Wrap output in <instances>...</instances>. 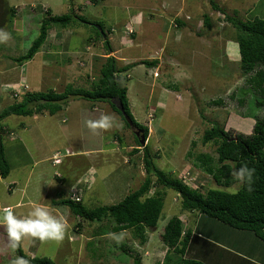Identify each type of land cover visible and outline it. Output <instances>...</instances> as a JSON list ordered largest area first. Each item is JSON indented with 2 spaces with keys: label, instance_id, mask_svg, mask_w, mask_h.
I'll use <instances>...</instances> for the list:
<instances>
[{
  "label": "rangeland",
  "instance_id": "374dc122",
  "mask_svg": "<svg viewBox=\"0 0 264 264\" xmlns=\"http://www.w3.org/2000/svg\"><path fill=\"white\" fill-rule=\"evenodd\" d=\"M178 1L188 3L185 9L190 19L204 23L200 28L195 25L194 32L200 39L204 38V46L192 38L182 40L183 28L176 22L182 18ZM213 1L231 17L243 21L255 17L264 19V0L256 3ZM162 2L0 0V29L9 33V39L0 42V113L20 102L26 91L59 94L69 86L91 90L101 78L106 58L114 56L120 67L134 65L122 73L121 83L128 87L135 119L149 128L146 144L156 166L203 193L210 189L234 193L240 188V182L231 188L218 186L211 175L196 165V156L208 154L216 162V145L202 143L204 132L214 122L235 134L250 135L253 130L254 123L246 116L248 104L251 112L254 110L253 98L249 100V95L243 106L238 103L241 90L247 87L240 62L227 63L228 57L220 49L205 48L211 46L206 40V37L210 39L211 31L218 48L217 36L236 40L235 29L222 12L214 10L211 0H166L169 7H162ZM47 10L53 16L70 14L75 19L68 28L53 27L33 60L24 65L17 63L14 59L25 55L39 36L41 22L48 17ZM148 14L154 16L147 18ZM205 15L211 20L207 22L208 26L211 24L210 32ZM137 16H145V23L141 19L143 23L138 26ZM79 17L94 27L79 22ZM98 23L106 33L111 31L107 37L111 54L104 40L96 36ZM201 46L202 49H196ZM152 60L159 62L156 67L144 64ZM22 86V94L15 98L16 90L20 91ZM213 100L223 104L213 105ZM67 103L61 113L53 116L44 112L33 117L10 116L0 122V138L11 166L10 175L0 178V264H11L16 257L9 247L3 224L4 211L10 209L24 218L37 205L47 207L53 215L63 216L67 228L64 239L59 242L24 239L23 249L32 258L47 257L56 264H136V261L163 264L168 248L161 234L169 220L177 215L185 231L191 229L203 234L204 238L197 239L196 243L211 252L208 264L229 262L228 251L232 252L233 243L228 239L239 232L205 216L200 223L198 215L182 211L181 199L172 191L166 195L157 228L147 231L149 241L144 245L133 230L124 231L125 238L119 244L108 234L99 236L97 233L102 227L111 228L107 221L89 223L76 217L70 208L55 205L72 194L81 196L84 205L91 209L116 205L139 189L148 176L143 159L146 145L140 153L132 155L138 147L135 136L138 137V132L142 136L139 129L127 128L108 103L86 102L74 96ZM93 106L98 109H91ZM259 115L263 112L259 111ZM104 116L113 118L111 127H89L90 121H100ZM57 159L60 161L56 162ZM152 180L150 196L163 189L155 185L156 176L152 175ZM248 242L258 243L253 236H248ZM122 244L127 246V252L116 248ZM253 256L255 261H264L261 251L253 252ZM254 262L244 264L257 263ZM236 264L241 261L236 260Z\"/></svg>",
  "mask_w": 264,
  "mask_h": 264
},
{
  "label": "trees",
  "instance_id": "16d2710c",
  "mask_svg": "<svg viewBox=\"0 0 264 264\" xmlns=\"http://www.w3.org/2000/svg\"><path fill=\"white\" fill-rule=\"evenodd\" d=\"M211 4L214 10L225 15L227 21L235 29V39L239 44L241 55L240 70L246 77L247 86L241 92L239 90L242 95H240L238 103L243 106L249 95L251 96L249 100L253 98L252 108L254 110L251 112L248 104L250 113L248 112L246 116L254 119L255 123L252 133L245 135L227 131L220 123L214 122L204 132L202 143L216 145L217 160L215 162L212 156L202 153L196 156L198 161L196 165L211 175L218 186L231 188L240 182V188L234 193L216 189H210L203 193L198 188H192L182 180L173 178L159 169L146 144L143 148V159L148 176L139 189L128 194L118 204L91 209L84 205L82 197L77 194L80 197L79 201L71 196L69 199L55 202V205L70 208L76 217L89 223L107 221L111 228L102 227L97 233L99 236L133 230L135 237L144 245L149 241L147 231L157 228L165 208L166 195L168 191H172L179 195L182 211L195 213L199 216L200 223L205 216L239 232H236L239 235L235 233L238 239L235 236L233 239H228L233 245L232 252L228 251L230 258L227 264H236V260H240L241 264L247 261L253 263L256 260L253 252L261 251L264 254V19L255 17L243 21L227 15L213 0H211ZM13 11L16 9L14 8ZM46 12L48 17H45L41 22L39 36L25 55L14 59L17 63L24 65L33 60L47 42L53 27L68 28L75 19L70 14L53 16L50 10ZM204 17L206 18L205 25L208 26L207 22L210 23V17L208 15ZM79 22L94 27L93 23L80 17ZM98 25L99 29L95 27L96 36L104 40L108 51H110L109 54H111L113 51L107 38L111 31L106 33L103 25L101 23ZM177 25L184 26L180 19H177ZM208 27L211 28V24ZM89 41L91 42V39ZM158 63L157 60L144 62V64L153 67H156ZM132 67L134 65L120 67L119 61L114 56H109L101 70V78L92 85L91 90L73 89L69 86L64 93L59 94L53 91L48 93L26 91L20 102L10 105L0 113V122L10 116L33 117L44 112H48L50 116L56 115L64 110V105L68 104L67 99L74 96L91 103H108L111 109L127 124V128H132L125 117L127 114L133 122V126L142 132L147 142L149 128L135 119L128 99V87L121 83L122 73H126ZM212 104L221 106L223 101L215 100L212 101ZM120 105L123 110L119 108ZM259 111H262L263 115H259ZM135 138L138 147L133 149L132 155L140 153L142 147L141 137L135 136ZM244 165L255 170L250 183H242L233 175L237 169ZM10 172L11 166L3 140L0 138V178L6 179ZM152 175L157 177L155 185L163 189L150 196L154 185ZM77 227L81 228L80 224ZM199 228H196L197 231ZM202 235L191 229L185 231L180 217L177 215L172 217L161 234V240L168 248L163 264H208V255L211 252L204 251L203 244L196 243L197 239L204 238ZM248 236L256 238L258 243L248 242ZM241 237L243 238L239 240ZM116 248L127 252L126 245H116ZM13 251L16 257H24L30 261V264H56L47 257L32 258L28 256L23 249L22 242ZM189 255L192 257L189 258ZM255 262L264 264V261ZM136 264H140L139 261H136Z\"/></svg>",
  "mask_w": 264,
  "mask_h": 264
},
{
  "label": "clouds",
  "instance_id": "9594fccd",
  "mask_svg": "<svg viewBox=\"0 0 264 264\" xmlns=\"http://www.w3.org/2000/svg\"><path fill=\"white\" fill-rule=\"evenodd\" d=\"M9 39V33L0 29V42H5ZM23 90V86L21 91ZM27 90V89H26ZM22 93L20 92V95ZM15 96V95H14ZM18 98V97H15ZM112 117L104 116L100 121H90L89 127L108 128L112 126ZM254 169H250L244 165L237 169L233 175L242 183L251 182ZM3 224L6 226V232L9 240V247L13 250L17 249L24 239L32 238L41 242L45 241H62L66 234L67 225L64 223V218L61 215L51 214L47 207L37 205L24 218L18 217L10 209L4 211ZM109 237L116 241L117 244L123 241L126 232L109 233ZM11 264H30L28 259L17 256Z\"/></svg>",
  "mask_w": 264,
  "mask_h": 264
},
{
  "label": "crops",
  "instance_id": "0c3cea01",
  "mask_svg": "<svg viewBox=\"0 0 264 264\" xmlns=\"http://www.w3.org/2000/svg\"><path fill=\"white\" fill-rule=\"evenodd\" d=\"M187 1V0H186ZM236 1H243V0H236ZM166 2V0H163V2H162V7H169L170 6V4H167V3H165ZM179 2V4L181 5L180 7H181V14H182V18L180 19V21L182 22V24H184V26H181V29L183 28V30H181L180 31V33H181V36H183V39L182 40H184V39H186L187 37L188 38H192L195 42H200L203 46H204V44L203 43H205V40H204V38H202V39H200V37L197 35V32H196V34L194 33L195 31H196V28H195V25H197V26H199V28L200 27H202L203 25H204V23H203V25H202V22L201 21H194V20H192V19H190V17H189V14H187V10L185 9V6H187L188 5V3H181V1H178ZM252 2H254V3H256V2H261V0H258V1H256V0H252ZM171 4H173V3H171ZM153 6H155V7H157L156 5H154V3H153ZM255 6V5H254ZM235 10H238V9H235ZM227 14V13H226ZM153 14H148V16H147V18H152L153 16H152ZM228 15V14H227ZM137 21H135V23L139 26L141 23H143V21H141V19H143L144 20V23H145V16L143 17V16H137ZM138 19H140V20H138ZM194 21V22H193ZM177 22V21H176ZM134 23V24H135ZM198 23V24H197ZM211 31V28H209V32ZM211 34H208L209 35V37H210V39H207V37H206V40H207V42L209 43H211V46L209 47V46H205V48L206 49H208V51H209V49H212L211 51H214V50H219L220 49V51L224 54V56L225 57H228L227 59V63H229V62H231L232 64H234V63H239L240 61H241V55H240V47H239V44L236 42V40H233V39H224V38H222V37H218L217 36V38H218V40L217 41H219V47L218 48H215V45H214V41H213V39H212V35H213V33H212V31L210 32ZM184 34V35H183ZM197 36V37H196ZM128 39V38H127ZM203 46H201V47H196V49H202L203 48ZM226 59V58H225ZM240 60V61H239ZM128 65V64H127ZM170 92V91H169ZM162 93V92H161ZM213 101H215V100H213ZM217 101V100H216ZM86 102H88V101H86ZM211 104H212V102H211ZM224 105H225V103H224ZM91 109H93V110H97L98 108L97 107H95V106H93V107H91ZM100 111V110H99ZM61 113V112H60ZM241 119H243V118H241ZM250 120H252V122L253 123H255V120L254 119H252V118H250ZM254 126V125H253Z\"/></svg>",
  "mask_w": 264,
  "mask_h": 264
},
{
  "label": "water",
  "instance_id": "95a60500",
  "mask_svg": "<svg viewBox=\"0 0 264 264\" xmlns=\"http://www.w3.org/2000/svg\"><path fill=\"white\" fill-rule=\"evenodd\" d=\"M98 29H99V26L97 25L96 26ZM119 108L121 110H123V108L121 107V105L119 106ZM125 114V113H124ZM125 117L126 119L128 120L129 124L131 125V127H134L133 126V122L130 120L129 116L127 114H125ZM137 135L139 136L140 133H137ZM140 144L144 147L146 145V138L144 137V135L141 136V139H140Z\"/></svg>",
  "mask_w": 264,
  "mask_h": 264
},
{
  "label": "built area",
  "instance_id": "2783aa9c",
  "mask_svg": "<svg viewBox=\"0 0 264 264\" xmlns=\"http://www.w3.org/2000/svg\"><path fill=\"white\" fill-rule=\"evenodd\" d=\"M23 88H24V86H23ZM25 88L27 89L28 87H25ZM20 92H21V90H20V91H17V90H16L15 97H18L19 94H20ZM59 161H60V159H57V160H56V162H59ZM73 198L76 199L77 201L80 200V197H79L77 194H74V195H73Z\"/></svg>",
  "mask_w": 264,
  "mask_h": 264
},
{
  "label": "flooded vegetation",
  "instance_id": "af4514ba",
  "mask_svg": "<svg viewBox=\"0 0 264 264\" xmlns=\"http://www.w3.org/2000/svg\"><path fill=\"white\" fill-rule=\"evenodd\" d=\"M136 132V131H135ZM137 133V132H136ZM139 133V132H138ZM141 136V135H140Z\"/></svg>",
  "mask_w": 264,
  "mask_h": 264
}]
</instances>
